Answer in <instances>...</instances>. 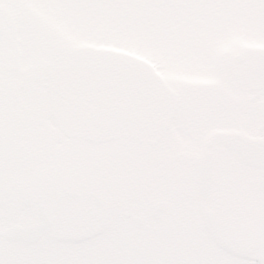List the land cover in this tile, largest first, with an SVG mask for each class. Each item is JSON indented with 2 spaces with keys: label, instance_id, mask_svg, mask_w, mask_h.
<instances>
[{
  "label": "snow or ice",
  "instance_id": "obj_1",
  "mask_svg": "<svg viewBox=\"0 0 264 264\" xmlns=\"http://www.w3.org/2000/svg\"><path fill=\"white\" fill-rule=\"evenodd\" d=\"M0 264H264V0H0Z\"/></svg>",
  "mask_w": 264,
  "mask_h": 264
}]
</instances>
